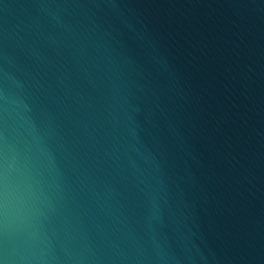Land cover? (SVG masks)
Here are the masks:
<instances>
[{
  "label": "water",
  "instance_id": "95a60500",
  "mask_svg": "<svg viewBox=\"0 0 264 264\" xmlns=\"http://www.w3.org/2000/svg\"><path fill=\"white\" fill-rule=\"evenodd\" d=\"M0 264H264V0H0Z\"/></svg>",
  "mask_w": 264,
  "mask_h": 264
}]
</instances>
